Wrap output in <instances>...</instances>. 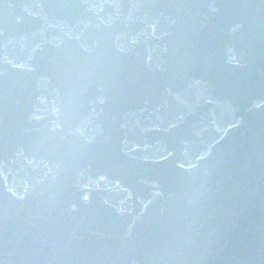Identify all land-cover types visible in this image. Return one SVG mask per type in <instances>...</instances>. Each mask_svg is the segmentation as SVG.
I'll return each mask as SVG.
<instances>
[{
    "label": "water",
    "instance_id": "water-1",
    "mask_svg": "<svg viewBox=\"0 0 264 264\" xmlns=\"http://www.w3.org/2000/svg\"><path fill=\"white\" fill-rule=\"evenodd\" d=\"M0 264H264V203L96 0H0Z\"/></svg>",
    "mask_w": 264,
    "mask_h": 264
}]
</instances>
